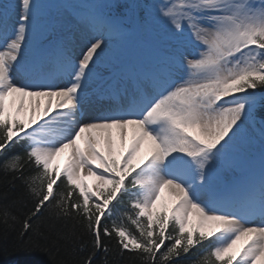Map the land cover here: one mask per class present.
Wrapping results in <instances>:
<instances>
[{"label":"snow or ice","instance_id":"6c2138e0","mask_svg":"<svg viewBox=\"0 0 264 264\" xmlns=\"http://www.w3.org/2000/svg\"><path fill=\"white\" fill-rule=\"evenodd\" d=\"M17 7L0 3V155L24 145L2 165L33 201L18 239L36 236L33 222L47 210L81 230L80 264H96L98 253L110 264L105 238L140 264H179L198 245L203 264H264V0ZM60 13L82 26L79 58L69 40L49 38ZM131 14L170 45L126 74L128 89L101 68L127 38ZM249 128L258 153L245 150ZM225 170L238 176L225 184ZM118 205L134 232L113 217ZM31 250L59 264L50 243Z\"/></svg>","mask_w":264,"mask_h":264},{"label":"trees","instance_id":"16d2710c","mask_svg":"<svg viewBox=\"0 0 264 264\" xmlns=\"http://www.w3.org/2000/svg\"><path fill=\"white\" fill-rule=\"evenodd\" d=\"M117 1V5L120 6L116 9L117 12H122L132 2V0ZM132 20L133 14L126 19L130 24H132ZM151 38L155 39L153 35H151ZM261 111H264V108H258L257 114L259 115ZM257 144L259 145L257 140L253 138L247 144V152L258 153L259 151H256V148H258ZM23 151L24 145H17L10 152L0 155V264H52L49 255L38 250H31L34 245L45 246L46 242L53 246L54 259L59 264H80V261L85 258V253L79 247V238L82 235L81 230L74 226L72 221L57 220L47 210L44 211L43 216L38 221L34 220L33 222V229H38L36 236H33L32 239L27 237L24 240L18 239V233L25 219L24 214L33 207V201L24 184L20 180L12 182L14 174L9 172L5 175L2 165L6 157L14 153H22ZM34 172L33 168L25 166V177H31ZM5 206L11 213L7 217L3 211ZM123 212V206L118 205L113 217L117 219L118 223H124L134 232L135 227L124 218ZM12 216L17 217V219L13 220ZM40 236H43L44 239H39ZM105 242L109 244L110 255L107 259L110 264H140L139 260L135 259L131 254L120 256L116 251L115 241H109L108 238H105ZM207 243L209 242H205V245ZM90 245L91 240L89 238L87 247H90ZM161 251H164V249L162 248ZM205 254L206 249L198 245L196 248L191 249L187 255H183L177 260L179 264H203ZM95 261L96 264H102V254L98 253Z\"/></svg>","mask_w":264,"mask_h":264},{"label":"rangeland","instance_id":"374dc122","mask_svg":"<svg viewBox=\"0 0 264 264\" xmlns=\"http://www.w3.org/2000/svg\"><path fill=\"white\" fill-rule=\"evenodd\" d=\"M157 2H163V0H156ZM155 1V2H156ZM5 2V0H0V3ZM7 2H10L13 4L14 8H17L18 10V5L20 3V0H7ZM52 20H55L54 23H52ZM51 21V26H52V33L51 36L49 37L50 39H55V36L58 34L61 35L62 38H65L69 40L71 48H72V54L74 57L79 58L82 55V49L86 50V44L87 41L84 39V32L82 31V26L79 25L77 19L75 16H73L70 13H60V14H55V16L50 18ZM170 42V41H167ZM108 59V58H106ZM105 59V60H106ZM105 64V69L109 70V67L106 66ZM126 67L124 68L123 73L121 74L119 81L117 85L119 87H127L128 89L132 88V82L127 81L126 79V74H127ZM122 78H125L126 81L122 80ZM94 86H90L88 89V92L91 93L93 91ZM59 164H63L62 160L58 161ZM232 174V171H226L225 176L228 178ZM236 173L233 171V174L231 177H236ZM93 181L89 180V184H92ZM206 198L202 196V199Z\"/></svg>","mask_w":264,"mask_h":264},{"label":"bare ground","instance_id":"6f19581e","mask_svg":"<svg viewBox=\"0 0 264 264\" xmlns=\"http://www.w3.org/2000/svg\"><path fill=\"white\" fill-rule=\"evenodd\" d=\"M60 160H62L63 161V159L61 158Z\"/></svg>","mask_w":264,"mask_h":264}]
</instances>
